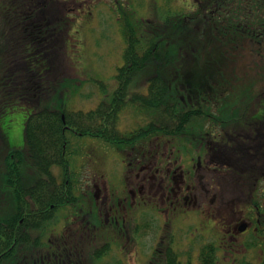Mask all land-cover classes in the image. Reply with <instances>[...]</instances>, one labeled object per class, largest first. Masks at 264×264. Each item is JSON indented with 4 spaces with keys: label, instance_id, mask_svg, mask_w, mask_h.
Listing matches in <instances>:
<instances>
[{
    "label": "flooded vegetation",
    "instance_id": "obj_1",
    "mask_svg": "<svg viewBox=\"0 0 264 264\" xmlns=\"http://www.w3.org/2000/svg\"><path fill=\"white\" fill-rule=\"evenodd\" d=\"M43 1L47 11L38 10L19 31L24 38L45 35L38 51L47 53L54 24L77 3ZM69 2L73 8L64 5ZM183 14L179 32L180 21L189 18L185 29L197 19L195 34L203 28L214 49L225 53L226 71L248 76L264 65V0H188ZM25 68L33 73L27 81L36 84L35 72ZM263 88L258 81L256 96L228 120L216 111L217 97H202L214 112L201 113V128L183 129L178 146L176 138L161 133L128 141L117 184L98 169L57 177L70 198L34 228L33 254L18 264H264V105L256 101L260 94L264 98ZM244 112L252 116L246 119ZM3 180V194L24 187L21 176ZM53 188L50 182L39 200L56 195ZM59 212L64 222L58 226Z\"/></svg>",
    "mask_w": 264,
    "mask_h": 264
},
{
    "label": "trees",
    "instance_id": "obj_2",
    "mask_svg": "<svg viewBox=\"0 0 264 264\" xmlns=\"http://www.w3.org/2000/svg\"><path fill=\"white\" fill-rule=\"evenodd\" d=\"M35 1L0 0V118L17 109L14 101L16 95L25 96L29 103L35 95V100L39 102L25 119L24 144L21 148L9 147L0 120V264L27 262L26 256H31L35 248L34 228L46 222L50 218V212L64 206L70 198L58 188L59 183L51 170L53 166H69V159L66 158L68 130L79 135L98 137L109 143H127L144 140L148 138L146 135L158 131L166 135H177L194 119H203L201 113L205 111L199 105L182 109L180 101L172 96L173 87L168 82L169 79L156 76L145 93L137 92L132 97V101L138 106L157 113L150 125L129 134L121 132L116 125L118 112L126 102L124 97L130 92L128 88L132 77L168 42L170 46L172 41L181 38L177 30L180 25L168 18L157 22L165 35H145L140 24H125L124 62L119 67L118 88L111 101L101 102L90 110L49 108L48 104L60 79H48L46 72L53 73L54 77L59 71L64 37L59 33L61 23L57 22L54 25L58 33L50 36L51 47L45 54L44 50L38 51L43 48L41 40L45 35H30L32 38L20 35L21 25L29 22L38 10L47 11L49 7L43 0H38L37 5L34 4ZM188 19L185 18V24ZM173 23H176L177 29ZM195 30L192 25L186 26L182 45L184 51L194 50L195 44H189L187 35L195 34ZM30 59L37 60L36 62L45 60V64L43 67L36 64L35 68H31ZM22 64L37 72L33 77L37 85L25 80L30 72L21 70ZM22 75L23 84L18 83V78ZM188 87L191 89V86ZM205 90L202 89L199 93L190 91L188 100L193 102L198 97L202 98V95H206ZM7 175L12 178L21 176L24 179L25 186L20 193L3 194V178ZM50 182L55 187L53 191L57 192L56 195L51 196L50 200H39V193L46 191ZM21 218L23 221L20 223ZM5 223L9 224L6 234Z\"/></svg>",
    "mask_w": 264,
    "mask_h": 264
},
{
    "label": "rangeland",
    "instance_id": "obj_3",
    "mask_svg": "<svg viewBox=\"0 0 264 264\" xmlns=\"http://www.w3.org/2000/svg\"><path fill=\"white\" fill-rule=\"evenodd\" d=\"M187 1L76 0V6L71 2L65 3L66 8H73V6L75 8L66 12L69 17L64 19L61 26L65 25V29L61 32L64 37L61 64L54 77L49 75L50 79L58 78L60 82L48 107L90 110L101 102L111 101L118 88L117 73L124 62L125 24L139 23L143 28V23L153 22L149 25L148 35H165L162 26H159L157 22L167 18L171 22L184 18L186 15L183 14V7ZM65 6L62 7L63 10ZM127 14L129 18H126ZM190 21L194 25L197 19ZM180 22V32L183 34L180 35L181 38L172 41L170 46L168 42L132 77L128 88L130 92L124 97L126 102L118 112L116 122L124 134L150 125L154 114H157L132 101L133 95L138 94L137 92L147 91L148 83L156 76L169 79L168 82L173 87L172 96L180 101L182 109L190 105H200L205 113L214 112L204 102L205 99L198 97L191 103L188 101L190 91L199 93L202 89H206L205 94L208 97L218 98L216 111L221 113L219 116L222 120H228L226 117L232 113L233 117L236 116L241 111L243 102L256 96L257 82L264 81V65L260 66L259 70L251 71L252 74L248 76L243 72L226 71L223 66L226 63L225 53L214 49L210 37L203 35V28L196 34L187 35L189 44H195V49L184 51L182 37L185 33V22L184 20ZM173 25L177 29L176 23ZM206 25H209L208 21ZM184 41H186L185 37ZM204 43L210 46H204ZM226 55L229 58L233 56L230 52ZM163 56L165 59H162ZM167 58L169 60H166ZM36 61L30 59L31 68H35L36 64L41 67L45 64V60ZM20 68L24 71V68L21 66ZM22 78L23 75L18 78V83ZM183 86L184 89H182ZM35 99L32 97L29 103L25 96H14L17 109L0 118L10 148L16 149L23 146V125L29 113L36 108L35 104H39ZM256 101L257 106L263 107L264 98L261 94L256 97ZM251 116L252 114L243 113L246 119ZM202 126L200 120H196L191 125L194 129ZM66 136L68 141L66 158L69 159V166L66 168L53 166L51 170L56 177L59 178L67 173L70 177L77 178L82 176L83 170L91 172L98 169L109 183H118L125 171L124 146L126 143H109L98 137L76 134L71 130L66 132ZM176 143L178 146L181 141L176 139ZM65 208L69 209L70 206ZM70 211L78 214L77 208ZM57 220L58 226L64 222L62 212L58 213Z\"/></svg>",
    "mask_w": 264,
    "mask_h": 264
}]
</instances>
